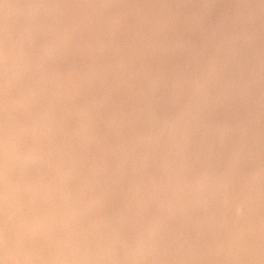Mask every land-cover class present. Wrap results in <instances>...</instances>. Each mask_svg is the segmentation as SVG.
Listing matches in <instances>:
<instances>
[{
	"label": "rangeland",
	"instance_id": "374dc122",
	"mask_svg": "<svg viewBox=\"0 0 264 264\" xmlns=\"http://www.w3.org/2000/svg\"><path fill=\"white\" fill-rule=\"evenodd\" d=\"M262 21L264 0H0V264H264Z\"/></svg>",
	"mask_w": 264,
	"mask_h": 264
},
{
	"label": "bare ground",
	"instance_id": "6f19581e",
	"mask_svg": "<svg viewBox=\"0 0 264 264\" xmlns=\"http://www.w3.org/2000/svg\"><path fill=\"white\" fill-rule=\"evenodd\" d=\"M258 2H259V1H258ZM262 2H263V1H262ZM254 4H255V3H254ZM258 4H259V3H258ZM14 6H15V5H14ZM248 6H249V5H248ZM11 7H12V6H11ZM22 7H24V6L22 5ZM14 8H15V7H14ZM246 8H247V7H246ZM259 8H260V7H259ZM247 9H248V8H247ZM251 9H252V8H251ZM254 9H255V8H254ZM256 9H257V8H256ZM13 10H14V9H13ZM29 10H30V9H29ZM50 11H51V10H50ZM244 11H245V10H244ZM244 11H243V12H244ZM17 12H20V11H17ZM28 12H29V11H28ZM246 12H247V10H246ZM248 12H249V11H248ZM250 12H252V11L250 10ZM253 12H254V11H253ZM20 14H21V13H20ZM26 14H27V13H26ZM32 14H33V13H32ZM32 14H31V15H32ZM242 14H243V13H242ZM22 15H24V14H22ZM28 15H29V14H28ZM247 15H249V14H247ZM23 18H24V17H23ZM24 19H25V18H24ZM260 21H261V20H260ZM262 23H263V21H262ZM263 24H264V23H263ZM40 25H41V24H40ZM22 26H23V25H22ZM24 26H25V25H24ZM36 26H37V25H36ZM36 26H35V28H36ZM43 26H44V25H43ZM0 28H1V27H0ZM2 28H3V27H2ZM233 28L235 29L236 27H233ZM240 28H241V27H240ZM36 29H38V27H37ZM26 30H27V29H26ZM26 30H25V31H26ZM30 30H31V28H30ZM33 30H35V29H33ZM38 30H39V29H38ZM44 30H45V29H44ZM238 30H239V29H238ZM248 30H249V29H248ZM257 30H258V29H257ZM28 31H29V30H28ZM48 31H49V30H48ZM235 31H236V30H235ZM243 31H244V29H243ZM245 31H246V30H245ZM29 32H30V31H29ZM41 32H42V31H41ZM231 32H232V31H231ZM231 32H230V33H231ZM256 32H257V31H256ZM230 33H229V35H230ZM235 33H236V32H235ZM235 33H234V34H235ZM242 34H243V33H242ZM251 34H252V33H251ZM236 35H237V34H236ZM21 36H22V34H21ZM245 36H246V35H245ZM24 37H25V36H24ZM27 37H28V36H27ZM215 37H216V36H215ZM236 37H237V36H236ZM236 37H235V38H236ZM30 38H31V37H30ZM48 38H49V37H48ZM221 38H222V37H221ZM240 38H241V37H240ZM245 38H246V37H245ZM229 39H230V38H229ZM25 40H27L26 37H25ZM29 40H30V39H29ZM226 40H227V39H226ZM235 40H236V39H235ZM219 41H220V40H219ZM225 43H226V42H225ZM263 43H264V42H263ZM60 44H61V43H60ZM50 45H51V44H50ZM44 46H45V45H44ZM64 46H65V45H64ZM218 46H219V45H218ZM263 46H264V44H263ZM35 47H36V46H35ZM48 48H49V47H48ZM21 49H23V48H21ZM216 49H217V47H216ZM218 49H219V48H218ZM24 50H25V49H24ZM226 50H227V49H226ZM217 51H218V50H217ZM229 51H231V49H230ZM256 52H257V51H256ZM40 53H41V52H40ZM47 53H48V52H47ZM51 54H52V53H51ZM194 54H195V53H194ZM259 54H260V52H259ZM52 55H53V54H52ZM58 55H59V54H58ZM37 57H38V56H37ZM52 57H53V56H52ZM228 57H229V56H228ZM16 58H17V57H16ZM200 58H201V57H200ZM235 58H236V55H235ZM232 59H233V58H232ZM238 59H239V58H238ZM213 60H214V59H213ZM229 60H230V59H229ZM233 60H234V59H233ZM235 60H236V59H235ZM7 61H8V60H7ZM18 61H19V60H18ZM52 61H53V60H52ZM202 61H203V60H202ZM208 61H209V60H208ZM210 61H211V60H210ZM227 61H228V60H227ZM97 62H98V60H97ZM200 62H201V61H200ZM228 62H229V61H228ZM235 62H236V61H235ZM235 62H234V63H235ZM230 63H231V62H230ZM230 63H229V65H230ZM234 63H233V66H234ZM13 64H14V63H13ZM173 64H174V63H173ZM206 64H207V62H206ZM222 64H223V63H222ZM222 64H221V65H222ZM15 65H16V64H15ZM201 65H202V64H201ZM225 65H226V64H224V66H225ZM12 66H14V65H12ZM18 66H19V65H18ZM205 66H206V65H204V67H205ZM208 66H209V65H208ZM257 66H258V65H256V67H257ZM19 67H20V66H19ZM43 67H44V66H43ZM181 67H182V66H181ZM193 67H194V66H193ZM201 67H202V66H201ZM234 67H235V66H234ZM15 68H16V67H15ZM15 68H14V69H15ZM45 68H46V67H45ZM208 68H209V67H208ZM210 68H211V67H210ZM210 68H209V69H210ZM225 68H226V67H225ZM200 69H201V68H200ZM231 69H232V67H231ZM253 69H254V68H253ZM258 69H259V68H258ZM44 70H45V69H44ZM44 70H43V71H44ZM207 70H208V69H207ZM10 71H11V70H10ZM20 71H21V70H20ZM177 71H178V70H177ZM181 71H182V70H181ZM193 71H194V70H193ZM251 71H252V70H251ZM191 72H192V70H191ZM201 72H202V71H201ZM257 72H258V71H257ZM11 73H12V72H11ZM17 73H18V72H17ZM214 73H215V72H214ZM219 73H220V72H219ZM258 73H259V72H258ZM206 74H207V73H206ZM228 74H229V73H228ZM245 74H246V73H245ZM89 75H90V74H89ZM97 75H98V74H97ZM177 75H178V73H177ZM237 75H238V74H237ZM249 75H251V74H249ZM13 76H14V75H13ZM15 76H16V75H15ZM165 76H166V75H165ZM211 76H212V75H211ZM228 76H229V75H228ZM239 76H240V75H239ZM11 77H12V76H11ZM50 77H51V76H50ZM82 77H83V76H82ZM102 77H103V76H102ZM159 77H160V76H159ZM230 77H231V76H230ZM249 77H250V76H249ZM249 77H248V78H249ZM90 78H91V77H90ZM149 78H150V77H149ZM223 78H224V77H223ZM79 79H80V78H79ZM88 79H89V78H88ZM91 79H92V78H91ZM103 79H104V78H103ZM243 79H244V77H243ZM252 79H253V78H252ZM86 80H87V78H86ZM89 80H90V79H89ZM121 80H122V79H121ZM211 80H212V78H211ZM227 80H228V79H227ZM224 81H225V80H224ZM247 81H248V80H247ZM46 82H47V81H46ZM211 82H212V81H211ZM83 83H84V82H83ZM148 83H149V82H148ZM202 83H203V82H202ZM208 83H209V82H208ZM220 83H221V82H220ZM241 83H242V82H241ZM91 84H92V83H91ZM138 84H139V83H138ZM154 84H155V83H154ZM191 84H192V83H191ZM191 84H190V85H191ZM206 84H207V83H206ZM228 84H229V83H228ZM139 85H140V84H139ZM147 85H148V84H147ZM187 85H188V84H187ZM202 85H203V84H202ZM218 85H219V84H218ZM223 85H225V84H223ZM230 85H231V84H230ZM242 85H243V84H242ZM72 86H73V85H72ZM88 86H89V85H88ZM118 86H119V85H118ZM142 86H143V85H142ZM145 86H146V85H145ZM150 86H151V85H150ZM153 86H154V85H153ZM61 87H62V86H61ZM174 87H175V86H174ZM199 87H200V86H199ZM215 87H216V86H215ZM215 87H214V88H215ZM228 87H230V86H228ZM231 87H232V86H231ZM147 88H148V87H147ZM223 88H224V87H223ZM226 88H227V87H226ZM68 89H69V88H68ZM150 89H151V88H150ZM150 89H149V90H150ZM217 89H218V88H217ZM229 89H230V88H228V90H229ZM143 90H144V89H143ZM146 90H147V89H146ZM128 91H129V90H128ZM212 91H213V90H212ZM52 92H53V91H52ZM104 92H105V91H104ZM186 92H187V91H186ZM199 92H200V91H199ZM232 92H234V91H232ZM60 93H61V92H60ZM111 93H112V92H111ZM197 93H198V92H197ZM238 93H239V91H238ZM259 93H260V92H259ZM201 94H204V93H201ZM205 94H206V93H205ZM205 94H204V95H205ZM211 94H213V93H211ZM214 94H215V93H214ZM219 94H221V93H219ZM223 94H225V93H223ZM227 94H228V93H227ZM236 94H237V93H236ZM243 94H244V93H243ZM263 94H264V93H263ZM199 95H200V93H199ZM228 95H229V94H228ZM102 96H103V95H102ZM217 96H218V95H217ZM226 96H227V95H226ZM239 96H240V95H239ZM149 97H150V96H149ZM155 97H156V96H155ZM151 98H152V97H151ZM203 98H205V97H203ZM228 98H229V97H228ZM125 99H126V97H125ZM158 99H159V98H158ZM166 99H167V98H166ZM224 100H225V99H224ZM228 100H229V99H228ZM118 101H120V100H118ZM122 101H123V100H122ZM203 101H204V100H203ZM216 101H217V100H216ZM160 102H161V101H160ZM169 102H170V101H169ZM194 102H195V101H194ZM200 102H201V101H200ZM204 102H205V101H204ZM229 102H230V100H229ZM118 103H119V102H118ZM121 103H122V102H121ZM121 103H120V104H121ZM210 103H211V102H210ZM227 103H228V102H227ZM111 104H112V103H111ZM113 104H114V103H113ZM215 104H216V103H215ZM218 104H219V102H218ZM115 105H116V104H115ZM168 105H169V104H168ZM231 105H232V104H231ZM111 106H112V105H111ZM227 106H228V105H227ZM232 106H233V105H232ZM114 107H116V106H114ZM205 107H206V106H205ZM225 107H226V106H225ZM181 110H182V109H181ZM198 110H199V109H198ZM155 111H156V110H155ZM189 111H190V110H189ZM201 111H202V110H201ZM112 112H113V111H112ZM202 114H203V113H202ZM261 114H262V113H261ZM156 115H157V114H156ZM262 115H263V114H262ZM113 116H114V115H113ZM150 116H151V115H150ZM180 116H181V115H180ZM185 116H187V115H185ZM255 116H257V115H255ZM182 117H183V116H182ZM263 117H264V116H263ZM263 117H262V118H263ZM167 118H169V117H167ZM180 118H181V117H180ZM194 118H195V117H194ZM257 118H258V116H257ZM154 119H155V118H154ZM158 119H159V118H158ZM190 120H191V119H190ZM158 121H160V120H158ZM158 121H157V122H158ZM263 121H264V120H263ZM119 122H120V120H119ZM119 122H118V123H119ZM201 122H202V121H201ZM191 123H192V122H191ZM222 123H223V122H222ZM229 123H230V122H229ZM204 124H205V123H204ZM224 124H225V123H224ZM182 125H184V124H182ZM185 125H186V124H185ZM190 125H191V124H190ZM198 126H199V125H198ZM226 126H227V124H226ZM186 127H188V126H186ZM221 127H222V126H221ZM229 127H230V126H229ZM235 127H236V126H235ZM154 128H155V127H154ZM159 128H160V127H159ZM196 128H197V127H196ZM206 128H207V127H206ZM208 128H209V127H208ZM208 128H207V129H208ZM216 128H217V127H216ZM233 128H234V127H233ZM238 128H239V127H238ZM161 129H162V128H161ZM171 129H172V128H171ZM199 129H201V128L199 127ZM222 129H224V128H222ZM231 129H232V128H231ZM82 130H83V129H82ZM159 130H160V129H159ZM159 130H158V131H159ZM169 130H170V129H169ZM184 130H185V129H184ZM210 130H211V129H210ZM145 131H146V130H145ZM162 131H163V129H162ZM197 131H198V130H197ZM204 131H205V129H204ZM204 131H203V132H204ZM148 132H149V130H148ZM208 132H209V131H208ZM146 133H147V132H146ZM153 134H154V133H153ZM210 134H211V133H210ZM218 134H219V133H218ZM136 135H137V134H136ZM139 135H140V134H139ZM204 135H205V134H204ZM153 136H154V135H153ZM180 136H181V135H180ZM132 137H133V136H132ZM136 137H137V136H136ZM139 138H140V137H139ZM148 138H149V137H148ZM93 139H94V138H93ZM133 139H135V137H134ZM144 139H145V138H144ZM144 139H143V140H144ZM177 139H178V137H177ZM250 139H251V138H250ZM253 139H254V138H253ZM95 140H96V139H95ZM205 140H206V139H205ZM216 140H217V139H216ZM179 141H180V140H179ZM189 141H190V140H189ZM218 141H219V140H218ZM146 142H147V141H146ZM173 142H174V140H173ZM177 142H178V141H177ZM244 142H245V141H244ZM129 143H130V142H129ZM202 143H203V142H202ZM206 143H207V142H206ZM206 143H205V144H206ZM215 143H216V142H215ZM250 143H251V142H250ZM173 144H174V143H173ZM179 144H180V143H179ZM207 144H208V143H207ZM256 144H257V143H256ZM258 144H259V143H258ZM189 145H190V144H189ZM239 145H240V144H239ZM239 145H237V146H239ZM130 146H131V145H130ZM201 147H202V145H201ZM204 147H205V146H204ZM208 147H210V146H208ZM1 148H2V147H1ZM19 148H20V147H19ZM178 148H179V146H178ZM181 148H183V147H181ZM173 149H174V148H173ZM223 149H224V148H223ZM233 149H234V148H232V150H233ZM235 149H236V148H235ZM235 149H234V150H235ZM7 150H8V148H7ZM25 150H26V149H25ZM181 150H182V149H181ZM195 150H198V149H195ZM225 150H226V149H225ZM237 150H239V149H237ZM28 151H29V150H28ZM178 151L180 152V150H178ZM198 151H199V150H198ZM198 151H197V152H198ZM208 151H209V150H208ZM24 152H25V151H24ZM30 152H31V151H30ZM226 152H228V151H226ZM243 152H244V150H243ZM256 152H257V151H256ZM25 153H26V152H25ZM205 153H206V152H205ZM223 153H224V152H223ZM231 153H232V152H231ZM238 153H239V152H238ZM244 153H245V152H244ZM8 154H9V153H8ZM13 154H14V152H13ZM15 154H16V151H15ZM15 154H14V155H15ZM36 154H37V153H36ZM209 154H210V153H209ZM224 154H225V153H224ZM256 154H257V153H256ZM14 155H13V156H14ZM22 155H24V154H22ZM27 155H29V154H27ZM33 155H34V154H33ZM193 155H195V154H193ZM247 155H248V154H247ZM249 155H250V153H249ZM251 155H252V154H251ZM37 156H38V155H37ZM142 156H144V155H142ZM172 156H173V155H172ZM180 156H181V155H180ZM253 156H254V155H253ZM24 157H25V155H24ZM34 157H35V156H34ZM178 157H179V156H178ZM247 157H248V156H247ZM25 158H26V157H25ZM29 158H30V157H29ZM29 158L27 157V159H29ZM183 158H184V157H183ZM232 158H233V157H232ZM240 158H241V157H240ZM11 159H13V158H11ZM14 159H15V158H14ZM14 159H13V160H14ZM16 159H17V158H16ZM139 159H140V158H139ZM144 159H145V158H144ZM173 159H174V158H173ZM29 160H31V159H29ZM71 160H72V159H71ZM120 160H121V159H120ZM174 160H176V159H174ZM238 160H239V159H238ZM15 161H16V160H15ZM139 161H140V160H139ZM172 161H173V160H172ZM3 162H4V161H3ZM18 162H19V161H18ZM64 162H66V161H64ZM70 162H71V161H70ZM121 162H123V161L121 160ZM184 162H185V161H184ZM236 162H237V161H236ZM73 163H74V161H73ZM76 163H77V162H76ZM171 163L173 164V162H171ZM226 163H227V162H226ZM226 163H225V164H226ZM2 164H3V163H2ZM13 164H14V163H13ZM22 164H23V163H22ZM52 164H53V163H52ZM60 164H61V163H60ZM69 164H70V163H69ZM169 164H170V163H169ZM175 164H176V163H175ZM181 164H182V163H181ZM229 164H230V163H229ZM232 164H233V163H232ZM232 164H231V165H232ZM235 164H236V163H235ZM235 164H233V165H235ZM238 164H239V163H238ZM263 164H264V163H263ZM24 165H25V164H24ZM73 165H74V164H73ZM92 165H93V164H92ZM95 165H96V164H95ZM220 165H221V164H220ZM0 166H1V165H0ZM63 166H64V165H63ZM65 166H66V165H65ZM70 166H71V165H70ZM115 166H116V165H115ZM175 166H176V165H175ZM179 166H180V165H179ZM183 166H184V165H183ZM188 166H189V165H188ZM202 166H203V165H202ZM221 166H222V165H221ZM221 166H220V167H221ZM228 166H229V165H228ZM254 166H255V165H254ZM262 166H263V165H262ZM23 167H24V166H23ZM74 167H75V166H74ZM220 167H219V169H220ZM224 167H225V166H224ZM233 167H234V166H233ZM263 167H264V166H263ZM68 168H69V167H68ZM107 168H108V167H107ZM168 168H169V166H168ZM88 169H89V168H88ZM93 169H94V168H93ZM100 169H101V168H100ZM170 169H171V168H170ZM234 169H235V167H234ZM236 169H237V168H236ZM236 169H235V170H236ZM252 169H253V168H252ZM258 169H259V168H258ZM258 169H257V170H258ZM69 170H70V169H69ZM253 170H254V169H253ZM72 171H73V170H72ZM199 171H200V169H199ZM201 171H202V170H201ZM205 171H207V170H205ZM216 171H217V170H216ZM243 171H244V170H243ZM254 171H256V170H254ZM262 171H263V170H262ZM16 172H17V171H16ZM84 172H85V170H84ZM117 172H118V171H117ZM117 172H116V173H117ZM203 172H204V171H203ZM211 172H212V171H211ZM219 172H221V171L219 170ZM219 172H217V173L219 174ZM222 172H223V171H222ZM225 172H226V171H225ZM232 172H233V171H232ZM246 172H247V171H246ZM214 173H215V172H214ZM223 173H224V172H223ZM226 173H227V172H226ZM226 173H225V174H226ZM233 173H234V172H233ZM248 173H249V172H248ZM251 173H252V172H251ZM257 173H258V174L260 173L259 170L257 171ZM257 173H255V174H253V175H256ZM114 174H115V172H114ZM118 174H119V173H118ZM118 174H117V175H118ZM122 174H123V173H122ZM203 174H204V173H203ZM238 174H239V173H238ZM261 174H262V173H261ZM263 174H264V173H263ZM14 175H15V174H14ZM85 175H86V174H85ZM199 175H201V174H199ZM212 175H213V174H212ZM216 175H217V174H216ZM220 175H221V173H220ZM232 175H233V174H232ZM15 176H16V175H15ZM115 176H116V175H115ZM197 176H198V175H197ZM201 176H202V175H201ZM207 176L210 177V175H208V174H207ZM213 176H215V175H213ZM222 176H224V175H222ZM236 176H237V174H236ZM236 176H235V177H236ZM238 176H240V175H238ZM242 176H243V175H242ZM251 176H252V175H251ZM258 176H259V175H256V177H258ZM54 177H55V176H54ZM189 177H190V176H189ZM189 177H188V178H189ZM199 177H200V176H199ZM226 177H227V174H226ZM253 177H254V176H253ZM253 177H252V179H255V178H253ZM61 178H62V177H61ZM193 178H195V177H193ZM200 178H201V177H200ZM204 178H205V177H204ZM230 178H231V177H230ZM239 178H240V177H239ZM242 178H243V177H242ZM259 178H260V177H259ZM66 179H67V178H66ZM66 179H65V180H66ZM118 179H119V178H118ZM195 179H196V178H195ZM197 179H198V177H197ZM218 179L220 180V177H219ZM218 179H217V180H218ZM222 179H223V178H222ZM222 179H221V180H222ZM225 179H226V178H225ZM225 179H224V180H225ZM233 179H234V176H233ZM236 179H237V178H236ZM236 179H235V180H236ZM240 179H241V178H240ZM245 179H246V178H245ZM190 180H192V179H189V181H190ZM193 180H194V179H193ZM200 180H201V179H200ZM200 180H199V181H200ZM212 180H213V179H212ZM212 180H211V181H212ZM215 180H216V179H215ZM227 180H229V178H227ZM237 180H238V179H237ZM247 180H248V177H247ZM249 180H250V179H249ZM258 180H259V179H258ZM199 181H198V182L196 181V182L199 183ZM201 181H202V180H201ZM201 181H200V182H201ZM211 181L209 180V182H211ZM230 181H231V180H230ZM233 181H234V180H233ZM131 182H132V181H131ZM182 182H183V181H182ZM186 182H188V181H186ZM203 182H204V179H203ZM203 182H202V184H203ZM214 182H215V181H214ZM220 182H221V181H220ZM223 182H224V181H223ZM250 182H251V181H250ZM258 182H260V181H258ZM7 183H8V182H7ZM180 183H181V182H180ZM189 183H190V182H189ZM197 183H196V184H197ZM226 183H227V184H228V183L230 184L231 182H226ZM253 183H254V182H253ZM2 184H3V182H2ZM8 184H9V183H8ZM81 184H82V183H81ZM143 184H144V183H143ZM199 184H200V183H199ZM199 184H197V185L199 186ZM212 184H213V183H212ZM214 184H215V183H214ZM221 184H222V183H221ZM227 184H226L225 186H227ZM229 184H228V185H229ZM233 184H234V183H233ZM241 184H242V183H241ZM248 184H249V183H248ZM11 185H12V184H11ZM14 185H15V184H14ZM118 185H119V184H118ZM176 185H177V184H176ZM182 185H183V184H182ZM210 185H211V184H210ZM217 185H218V184H217ZM222 185H223V184H222ZM222 185H221V186H222ZM261 185H262V184H261ZM4 186H5V184H4ZM72 186H73V185H72ZM84 186H85V185H84ZM141 186H142V185H141ZM151 186H152V185H151ZM179 186H181V185H179ZM186 186H188V185H186ZM229 186L231 187V184H230ZM239 186H240V185H239ZM253 186H254V185H253ZM258 186H259V185H258ZM143 187H144V186H143ZM176 187H177V186H176ZM203 187H204V186H203ZM217 187H218V186H217ZM232 187H233V186H232ZM232 187H231V188H232ZM236 187H237V185H236ZM236 187H235V188H236ZM244 187H245V186H244ZM248 187H249V186H248ZM250 187H251V186H250ZM250 187H249V188H250ZM262 187L264 188V186H262ZM13 188H14V187H13ZM25 188H26V187H25ZM181 188H182V187H181ZM184 188H185V187H184ZM187 188H188V187H187ZM193 188H194V187H193ZM200 188H201V186H200ZM211 188H212V187H211ZM218 188H219V187H218ZM218 188H217V189H218ZM220 188H221V187H220ZM231 188H230V189H231ZM239 188H241V187H239ZM245 188H247V187H245ZM251 188H252V187H251ZM255 188H256V187H255ZM260 188H261V187H260ZM260 188H259V190H260ZM82 189H83V188H82ZM143 189H144V188H143ZM202 189H203V188H202ZM214 189H215V188H214ZM221 189H222V188H221ZM221 189H220V190H221ZM223 189H224V187H223ZM11 190H12V189H11ZM30 190H31V189H30ZM76 190H77V189H76ZM117 190H119V189H117ZM146 190H148V189H146ZM175 190H176V189H175ZM226 190H227V189H226ZM240 190H241V189H240ZM240 190H239V191H240ZM253 190H255V189L253 188ZM259 190H257V192H258ZM21 191H22V189H21ZM48 191H49V190H48ZM149 191H150V190H149ZM195 191H196V190H195ZM198 191H199V189H198ZM211 191H212V190H211ZM214 191H215V190H213V192H214ZM217 191H219V190H217ZM222 191H223V190H222ZM222 191H221V192H222ZM228 191H229V190H228ZM231 191H232V190H231ZM233 191H234V190H233ZM243 191H244V190H243ZM248 191H249V190H248ZM261 191H262V190H261ZM201 192H202V190H201ZM203 192H205V190H204ZM237 192H238V191H237ZM241 192H242V191H241ZM246 192H247V191H246ZM13 193H14V192H13ZM24 193H25V191H24ZM27 193H28V192H27ZM57 193H58V192H57ZM129 193H130V192H129ZM206 193H207V192H206ZM217 193H218V192H217ZM217 193H216V194H217ZM222 193H223V192H222ZM224 193H225V191H224ZM231 193H232V192H231ZM243 193H244V192H243ZM258 193H259V192H258ZM4 194H6V193H4ZM8 194H9V193H8ZM10 194H11V193H10ZM17 194H18V193H17ZM17 194H16V195H17ZM64 194H65V193H64ZM67 194H68V193H67ZM188 194H189V193H188ZM195 194H196V192H195ZM209 194H210V192H209ZM228 194H229V193H228ZM237 194H238V193H237ZM255 194H256V193H255ZM255 194H254V195H255ZM261 194H262V193H261ZM1 195H2V193L0 194V196H1ZM49 195H51V194H49ZM75 195H76V194H75ZM81 195H82V194H81ZM199 195H200V194H199ZM199 195H198V196H199ZM210 195H211V194H210ZM221 195H222V194H221ZM223 195H224V194H223ZM225 195H226V193H225ZM232 195H234V194H232ZM241 195H242V194H241ZM241 195H240V196H241ZM243 195H244V194H243ZM246 195H247V194H246ZM256 195H257V194H256ZM52 196L54 197V195H52ZM79 196H80V195H79ZM79 196H78V197H79ZM204 196H205V195H204ZM214 196H215V195H214ZM214 196H213V197H214ZM216 196H217V195H216ZM218 196H219V195H218ZM235 196H236V195H235ZM235 196H234V197H235ZM250 196H251V195H250ZM257 196H259V195H257ZM262 196H263V194H262ZM262 196H261V197H262ZM2 197L5 198V196H2ZM128 197H129V196H128ZM130 197H131V196H130ZM195 197L197 198V196H195ZM201 197H203V195H202ZM207 197L209 198V196H207ZM210 197H211V196H210ZM220 197H221V196H220ZM223 197H224V196H223ZM230 197H231V195H230ZM252 197H253V195H252ZM12 198H13V197H12ZM25 198H27V197H25ZM50 198H51V197H50ZM131 198H132V197H131ZM180 198H181V197H180ZM228 198H229V197H228ZM237 198H238V195H237ZM249 198H250V197H249ZM259 198H260V196H259ZM7 199H8V196H7ZM40 199H41V198H40ZM46 199H47V198H46ZM63 199H64V198H63ZM77 199H78V198H77ZM77 199H75V200H77ZM85 199H86V198H85ZM225 199H227V198H225ZM240 199H241V198H240ZM250 199H252V198H250ZM255 199H257V198L255 197ZM260 199H261V201H262L263 198H260ZM12 200H13V199H12ZM53 200H56V199L54 198ZM69 200H70V199H69ZM82 200H84V199L82 198ZM95 200H96V199H95ZM162 200H163V199H162ZM168 200H169V199H168ZM199 200L202 201L200 198H199ZM207 200H208V199H207ZM211 200H212V199H211ZM211 200H210V202H211ZM230 200H231V199H230ZM230 200H229V201H230ZM234 200L236 201V199H234ZM234 200H233V201H234ZM238 200H239V199H238ZM241 200H242V199H241ZM263 200H264V199H263ZM4 201H5V200H4ZM8 201H9V200H8ZM8 201H7V202H8ZM13 201H14V200H13ZM13 201H12V202H13ZM48 201H49V200H48ZM77 201H78V200H77ZM189 201H190V200H189ZM195 201H196V200H195ZM197 201H198V200H197ZM200 201H199V202H200ZM227 201H228V200H227ZM229 201H228V202H229ZM233 201H232V202H233ZM245 201H246V200H245ZM12 202H11V205H13ZM16 202H17V201H16ZM83 202H84V201H83ZM92 202H93V200H92ZM192 202H193V201H192ZM205 202H208V201L205 200ZM237 202H238V201H237ZM255 202H257V201H255ZM1 203H2V202H1ZM13 203L15 204V202H13ZM63 203H64V202H63ZM71 203H72V201H71ZM71 203H69L70 206H71ZM73 203H74V202H73ZM80 203H82V202H80ZM166 203H167V202H166ZM203 203H204V201H203ZM203 203H202V204H203ZM212 203H213V202H212ZM245 203H246V202H245ZM8 204H9V203H8ZM67 204H68V203H67ZM77 204H78V203H77ZM82 204H83V203H82ZM160 204H161V203H160ZM160 204H159V205H160ZM162 204H163V202H162ZM205 204H206V203H205ZM208 204H209V203H208ZM214 204H215V203H214ZM230 204H231V203H230ZM246 204H247V203H246ZM9 205H10V204H9ZM18 205L20 206V204H18ZM22 205H23V204H22ZM47 205H48V204H47ZM89 205H90V204H89ZM91 205H92V204H91ZM136 205H137V204H136ZM139 205H140V204H139ZM143 205H144V204H143ZM164 205H165V204H164ZM243 205H244V203H243ZM15 206H17V203H16ZM23 206H24V205H23ZM61 206H62V205H61ZM65 206H66V205H65ZM77 206H78V205H77ZM82 206H83V205H82ZM131 206H132V204H131ZM140 206H141V205H140ZM168 206H169V204H168ZM196 206H198V205H196ZM207 206H210V204L207 205ZM211 206H212V205H211ZM4 207H5V205H4ZM12 207H13V206H12ZM55 207H56V206H55ZM59 207H60V205H59ZM59 207H58V208H59ZM63 207H64V206H63ZM66 207H67V206H66ZM79 207H80V206H79ZM143 207H144V206H143ZM164 207H165V206H164ZM166 207H167V206H166ZM169 207H170V206H169ZM173 207H175V206H173ZM205 207H206V206H205ZM8 208H9V207H8ZM14 208H15V207H14ZM69 208H70V207H69ZM159 208H160V207H159ZM226 208H227V207H226ZM19 209H20V208H19ZM19 209H18V210H19ZM23 209H25V208H23ZM26 209H27V208H26ZM49 209H50V208H49ZM136 209H137V208H136ZM181 209H182V208H181ZM214 209H215V208H214ZM59 210H60V209H59ZM71 210H72V208H71ZM75 210H76V209H75ZM75 210H74V211H75ZM84 210H85V209H84ZM172 210H173V209H172ZM215 210H216V209H215ZM215 210H214V211H215ZM226 210H227V209H226ZM6 211H7V210H6ZM8 211H9V210H8ZM13 211H14V210H13ZM28 211H29V210H28ZM43 211H44V210H43ZM52 211H53V210H52ZM57 211H58V210H57ZM61 211H62V210H61ZM88 211H89V210H88ZM163 211H164V210H163ZM167 211H168V210H167ZM170 211H171V210H170ZM176 211H177V210H176ZM176 211H175V212H176ZM15 212H16V211H15ZM20 212H21V211H20ZM79 212H81V211H79ZM220 212H221V211H220ZM225 212H226V211H225ZM231 212H232V211H231ZM235 212H236V211H235ZM12 213H13V212H12ZM76 213H77V212H76ZM81 213H82V212H81ZM168 213H169V212H168ZM173 213H174V212H173ZM192 213H193V212H192ZM201 213H202V212H201ZM216 213H217V212H216ZM223 213H224V212H223ZM238 213H239V212H238ZM13 214H14V213H13ZM17 214H18V213H17ZM65 214H66V213H65ZM78 214H79V213H78ZM78 214H77V215H78ZM130 214H131V213H130ZM208 214H209V213H207L206 215H208ZM214 214H215V213H214ZM234 214H235V213H234ZM242 214H243V213H242ZM28 215H31V213L28 214ZM36 215H37V214H36ZM80 215H81V214H80ZM148 215H149V214H148ZM169 215H170V214H169ZM187 215H188V214H187ZM189 215H190V214H189ZM219 215H220V214H219ZM228 215H229V214H228ZM230 215H231V214H230ZM236 215H237V214H236ZM32 216H33V215H32ZM74 216H76V215H74ZM82 216H83V215H82ZM135 216H136V213H135ZM137 216H138V215H137ZM182 216H184V215H182ZM191 216H192V215H191ZM233 216H234V215H233ZM38 217H39V216H38ZM41 217H42V216H41ZM66 217H67V216H66ZM130 217H131V216H130ZM193 217H194V216H193ZM224 217H226V216H224ZM244 217H245V215H244ZM39 218H40V217H39ZM58 218H60V217H58ZM67 218H68V217H67ZM79 218H80V216H79ZM84 218H85V217H84ZM86 218H87V217H86ZM132 218H133V217H132ZM137 218H138V217H137ZM137 218H136V220H137ZM150 218H151V217H150ZM172 218H173V216H172ZM174 218H175V217H174ZM174 218H173V219H174ZM177 218H178V217H177ZM187 218H188V217H187ZM189 218H190V216H189ZM215 218H216V217H215ZM217 218H218V217H217ZM219 218H220V217H219ZM229 218H230V217H229ZM240 218H241V217H240ZM242 218H243V217H242ZM251 218H253V217H251ZM28 219H29V218H28ZM35 219H36V218H35ZM129 219H130V218H129ZM134 219H135V218H134ZM152 219H153V218H152ZM179 219H180V218H179ZM181 219H183V218H181ZM223 219H224V218H223ZM232 219H234V217H233ZM235 219H236V218H235ZM245 219H246V218H245ZM247 219H248V218H247ZM30 220H31V219H30ZM51 220H52V219H51ZM61 220H62V218H61ZM118 220H119V219H118ZM121 220H122V219H121ZM154 220H155V219H154ZM170 220H171V219H170ZM205 220H206V219H205ZM211 220H213V218H212ZM221 220H222V219H221ZM227 220H228V219H227ZM251 220H252V219H251ZM43 221H44V220H43ZM49 221H50V220H49ZM130 221H131V220H130ZM138 221H139V219H138ZM138 221H137V223H138ZM188 221H189V220H188ZM198 221H199V220H198ZM207 221H208V220H207ZM217 221H218V219H217ZM25 222H26V221H25ZM46 222H48V221H46ZM56 222H57V221H56ZM58 222H59V221H58ZM65 222H66V221H65ZM155 222H156V221H155ZM184 222H185V221H184ZM199 222H200V221H199ZM205 222H206V221H205ZM211 222H212V221H211ZM213 222H215V220H214ZM253 222H254V221H253ZM27 223H28V222H27ZM63 223H64V222H63ZM137 223H136V224H137ZM150 223H151V222H150ZM194 223H195V222H194ZM206 223H207V222H206ZM224 223H225V222H224ZM227 223H228V222H227ZM24 224H25V223H24ZM51 224H53V222H52ZM54 224H55V223H54ZM82 224H83V223H82ZM82 224H81V225H82ZM90 224H91V223H90ZM101 224H102V223H101ZM106 224H107V223H106ZM113 224H114V223H113ZM134 224H135V223H134ZM156 224H158V223H156ZM186 224H187V223H186ZM214 224H215V223H214ZM245 224H246V223H245ZM245 224L243 223V225H245ZM42 225H43V224H42ZM49 225H50V224H49ZM58 225H59V224H58ZM65 225H66V224H65ZM81 225H80V226H81ZM86 225H87V224H86ZM102 225H103V224H102ZM108 225H109V224H108ZM139 225H140V224H139ZM152 225H154V224H152ZM221 225H222V224H220V226H221ZM228 225H230V224H228ZM228 225H226V226H228ZM233 225H234V224H233ZM246 225H247V224H246ZM19 226H20V225H19ZM73 226H74V225H73ZM88 226H89V224H88ZM103 226H104V225H103ZM118 226H119V225H118ZM120 226H121V224H120ZM128 226H129V225H128ZM148 226H149V225H147V227H148ZM193 226H194V224H193ZM203 226H204V225H203ZM217 226H218V225H217ZM220 226H219V227H220ZM34 227H35V226H34ZM62 227H63V226H62ZM68 227H69V226H67V228H68ZM94 227H95V225H94ZM106 227H107V226H106ZM121 227H122V226H121ZM129 227H130V226H129ZM133 227H134V225H133ZM140 227H141V225H140ZM144 227H145V226H144ZM159 227H160V226H158V228H159ZM194 227H195V226H194ZM200 227H201V226H200ZM209 227H211V226H209ZM222 227H223V226H222ZM222 227H221V228H222ZM224 227H225V226H224ZM229 227H230V226H229ZM232 227H233V226H232ZM235 227H236V226H235ZM242 227H244V226H242ZM259 227H260V226H259ZM24 228H25V227H24ZM35 228H36V227H35ZM126 228H127V227H126ZM135 228H136V226H135ZM155 228H156V227H155ZM182 228H183V227H182ZM196 228H197V227H196ZM203 228H204V227H203ZM215 228H216V227H215ZM31 229H33V228H31ZM76 229H77V228H76ZM79 229H80V228H79ZM89 229H90V228H89ZM131 229H132V228H131ZM136 229H137V228H136ZM234 229H235V228H234ZM238 229H239V228H238ZM248 229H249V228H248ZM250 229H251V227H250ZM250 229H249V230H250ZM19 230H20V229H19ZM92 230H93V229H92ZM112 230H113V229H112ZM132 230H133V229H132ZM134 230H135V229H134ZM134 230H133V231H134ZM139 230H140V229H139ZM179 230H180V229H179ZM179 230H178V231H179ZM181 230H182V229H181ZM189 230H190V229H189ZM204 230H205V229H204ZM22 231H23V230H22ZM28 231H29V230H28ZM30 231H31V230H30ZM90 231H91V230H90ZM105 231H106V230H105ZM107 231H109V230H107ZM130 231H131V230H130ZM140 231H141V230H140ZM155 231H156V230H155ZM163 231H164V230H163ZM187 231H188V230H187ZM187 231L184 232V233H187ZM212 231H213V230H212ZM220 231H222V230H220ZM224 231H225V230H224ZM256 231H257V230H256ZM263 231H264V230H263ZM24 232H26V231H24ZM77 232H78V231H77ZM91 232H92V231H91ZM103 232H104V231H103ZM135 232H137V231L135 230ZM143 232H144V231H143ZM156 232H157V231H156ZM165 232H166V231H165ZM207 232H208V230H207ZM207 232H206V233H207ZM234 232L236 233V231H234ZM238 232H239V230H238ZM21 233H22V232H21ZM21 233H20V234H21ZM137 233H138V232H137ZM137 233H136V235H138ZM140 233H141V232H140ZM168 233H169V232H168ZM178 233H179V232H178ZM178 233H176V234H178ZM195 233H196V232H195ZM210 233L213 234L214 232H210ZM222 233H223V231H222ZM78 234H79V233H78ZM98 234H99V233H98ZM106 234H108V233H106ZM120 234H121V233H120ZM132 234H133V233H132ZM144 234H145V233H144ZM173 234H174V233H173ZM180 234H181V232H180ZM224 234H225V233H224ZM242 234H244V232H242ZM258 234H259V233H258ZM24 235H25V234H24ZM33 235H34V233H33ZM86 235H88V234H86ZM102 235H103V237H104V234H102ZM117 235H119V233H118ZM155 235H156V234H155ZM206 235H208V234H206ZM218 235H219V233H218ZM225 235H226V234H225ZM229 235H230V234H229ZM235 235H236V234H235ZM254 235H255V234H254ZM259 235H260V234H259ZM19 236H20V235H19ZM31 236H32V235H31ZM78 236L80 237V235H78ZM82 236H83V235H82ZM88 236H89V235H88ZM93 236H94V234H93ZM113 236H114V235H113ZM119 236H120V235H119ZM140 236H141V235H140ZM181 236H182V235H181ZM222 236L224 237V235H222ZM23 237H24V236H23ZM56 237H57V236H56ZM100 237H101V235H100ZM107 237H108V236H107ZM125 237H126V236H125ZM132 237H134V236L132 235ZM155 237H156V236H155ZM183 237H184V236H183ZM195 237H196V235H195ZM197 237H199V236H197ZM213 237H214V234H213ZM216 237H217V234H216ZM226 237H227V236H226ZM241 237H242V236H241ZM241 237H240V238H241ZM248 237H249V235H248ZM252 237H253V236H252ZM256 237H257V235H256ZM57 238H58V237H57ZM74 238H75V237H74ZM88 238H89V237H88ZM108 238H110V236H109ZM108 238H107V239H108ZM117 238H118V237H117ZM162 238H163V237H162ZM174 238H176V237H174ZM186 238H187V236H186ZM188 238H190V237H188ZM202 238H203V237H202ZM230 238H233V237L230 236ZM237 238H238V237H237ZM237 238H236V239H237ZM250 238H251V237H250ZM253 238H254V237H253ZM94 239H95V238H94ZM97 239H98V238H96L95 240H97ZM131 239H132V238H131ZM134 239H135V237H134ZM140 239H141V237H140ZM143 239H144V238H143ZM143 239H142V241H143ZM167 239H168V238H167ZM184 239H185V238H184ZM206 239H207V238H206ZM209 239H210V238H209ZM214 239H215V238H214ZM221 239H222V237H221ZM221 239H220V240H221ZM227 239H228V238H227ZM227 239H226V240H227ZM51 240H52V239H51ZM101 240H102V238H101ZM101 240H100V241H101ZM112 240H113V239H112ZM117 240H118V239H117ZM117 240H116V241H117ZM121 240H122V239H121ZM123 240H124V239H123ZM129 240H130V239H129ZM148 240H149V239H148ZM178 240L180 241L181 239H178ZM195 240H196V239H195ZM244 240H247V239H244ZM250 240H251V239H250ZM250 240H249V241H250ZM261 240H262V239H261ZM261 240H260V241H261ZM109 241H110V240H109ZM113 241H114V240H113ZM144 241H145V240H144ZM146 241H147V240H146ZM159 241H160V239H159ZM172 241H173V240H172ZM187 241H188V240H187ZM187 241H185V242H187ZM197 241H198V240H197ZM216 241H217V240H216ZM228 241H229V240H228ZM231 241H232V240H231ZM235 241H236V240H235ZM263 241H264V240H263ZM53 242H55V241L53 240ZM60 242H61V241H60ZM77 242H78V241H77ZM79 242H80V241H79ZM110 242H111V241H110ZM120 242H121V241H120ZM148 242H149V241H148ZM198 242H199V241H198ZM207 242H208V241H207ZM236 242H237V241H236ZM238 242L240 243L239 240H238ZM252 242H253V241H252ZM67 243H68V242H67ZM82 243H83V242H82ZM101 243H102V242H101ZM117 243H118V242H117ZM121 243H123V242H121ZM146 243H147V242H146ZM161 243H162V242H161ZM173 243H174V242H173ZM181 243H182V242H181ZM226 243H227V242H226ZM230 243H231V242H229V244H230ZM245 243L247 244V242H245ZM245 243H244V244H245ZM249 243H250V242H249ZM35 244H36V243H35ZM44 244H45V243H44ZM55 244L57 245L56 242H55ZM68 244H69V243H68ZM83 244H84V243H83ZM140 244H141V243H140ZM167 244H168V243H167ZM170 244H171V243H170ZM185 244H186V243H185ZM200 244H201V243H200ZM203 244H204V243H203ZM205 244H206V243H205ZM220 244H222V243H220ZM220 244H219V245H220ZM233 244H234V243H233ZM235 244L237 245V243H235ZM244 244H243V245H244ZM256 244H257V243H256ZM15 245H16V244H15ZM58 245H59V244H58ZM78 245H79V244H77V247H78ZM131 245H132V244H131ZM142 245H143V244H142ZM151 245H152V244H151ZM180 245H181V244H180ZM186 245H187V244H186ZM241 245H242V243H241ZM247 245H248V244H247ZM249 245H250V244H249ZM249 245H248L247 247H249ZM71 246H72V245H71ZM145 246H147V245L145 244ZM207 246H211V245H206V247H207ZM237 246H240V245L238 244ZM257 246H258V245H257ZM68 247H69V246H68ZM110 247H111V246H110ZM134 247H135V246H134ZM137 247H139V246L137 245ZM188 247H189V246H188ZM194 247H195V246H194ZM235 247H236V246H235ZM56 248H57V246H56ZM102 248H103V247H102ZM108 248H109V247H108ZM108 248H107V249H108ZM140 248H142V247H140ZM161 248H162V247H161ZM164 248H165V247H164ZM179 248H180V246H179ZM199 248H201V247H199ZM211 248H213V247H211ZM211 248H210V249H211ZM221 248H222V247H221ZM227 248L229 249V248H230V245H229ZM236 248H238V247H236ZM241 248H243V247L241 246ZM245 248H246V247H245ZM249 248H251V247H249ZM135 249H136V247H135ZM184 249H185V248H184ZM184 249H183V250H184ZM191 249H192V248H191ZM208 249H209V248H208ZM208 249H207V251H208ZM213 249H214V248H213ZM228 249H227V250H228ZM234 249H235V248H234ZM246 249H247V248H246ZM70 250H71V249H70ZM73 250H74V249H73ZM91 250H92V249H91ZM91 250H90V251H91ZM110 250H111V249H110ZM110 250H109V251H110ZM112 250H114V249H112ZM133 250H134V249H133ZM154 250H155V249H154ZM180 250H181V249H180ZM193 250H194V249H193ZM205 250H206V248H205ZM230 250H231V249H230ZM238 250H241V249L238 248ZM243 250H244V248H243ZM243 250H241V251H243ZM248 250H249V249H248ZM75 251H76V250H75ZM175 251H176V250H175ZM186 251H187V250H186ZM200 251H201V250H200ZM218 251H219V250H218ZM28 252H29V251H28ZM156 252H157V250H156ZM165 252H166V251H165ZM177 252H178V251H177ZM181 252H182V250H181ZM193 252H194V251H193ZM204 252H205V251H204ZM209 252H210V251H209ZM234 252H236V251H233V253H234ZM127 253L129 254V252H127ZM151 253H152V252H151ZM225 253H226V252H225ZM227 253H228V252H227ZM227 253H226V256H227ZM69 254H70V253H69ZM72 254H73V253H72ZM131 254H132V253H131ZM161 254H162V253H161ZM166 254H167V253H166ZM193 254H194V253H193ZM220 254H221V253H220ZM228 254H229V253H228ZM91 255H92V254H91ZM187 255H188V254H187ZM191 255H192V253H191ZM199 255H201V254H199ZM215 255H216V254H215ZM233 255H235V253H234ZM262 255H263V254H262ZM75 256H76V255H75ZM87 256L90 257L89 255H87ZM134 256H135V255H134ZM184 256H185V255H184ZM184 256H183V257H184ZM201 256H202V255H201ZM203 256H204V255H203ZM207 256H208V255H207ZM209 256H210V255H209ZM229 256H231V255H229ZM236 256H237V255H236ZM236 256H235V257H236ZM73 257H74V256H73ZM97 257H98V256H97ZM139 257H140V256H139ZM166 257H167V256H166ZM191 257H192V256H191ZM210 257H211V256H210ZM222 257H223V256H222ZM238 257H240V256H238ZM238 257H236V258H238ZM71 258H72V256H71ZM90 258H91V257H90ZM153 258H154V257H153ZM192 258H194V257H192ZM195 258H196V257H195ZM199 258H200V257H199ZM202 258H203V257H202ZM205 258H206V257H205ZM229 258H230V257H229ZM229 258H227V259H229ZM85 259H86V257H85ZM91 259H92V258H91ZM157 259H158V258H157ZM157 259H154V260H157ZM160 259H162V257H161ZM166 259H167V258H166ZM220 259H221V258H220ZM233 259H234V258H233ZM233 259H232V260H233ZM252 259H253V258H252ZM67 260H68V259H67ZM125 260H126V259H125ZM125 260H124V261H125ZM130 260H131V259H130ZM180 260H181V259H180ZM208 260H211V258H209ZM214 260H215V259H214ZM229 260H230V259H229ZM262 260H263V259H262ZM69 261H70V260H69ZM89 261H90V260H89ZM119 261H120V260H119ZM122 261H123V260H122ZM139 261H140V260H139ZM212 261H213V260H212ZM230 261H231V260H230ZM230 261H229V262H230ZM234 261H236V260H234ZM255 261H256V260H255ZM113 262H114V261H113ZM126 262H127V261H126ZM156 262H157V261H156ZM159 262H160V261H159ZM161 262H162V261H161ZM161 262H160V264H161ZM163 262H164V261H163ZM165 262H166V261H165ZM183 262H185V261H183ZM208 262H209V261H208ZM217 262H218V260H217ZM217 262H216V263H217ZM224 262H225V261H224ZM227 262H228V261H227ZM227 262H226V263H227ZM62 263H63V262H62ZM67 263H69V262L67 261ZM70 263H71V262H70ZM109 263H110V262H109ZM134 263H135V262H134ZM148 263H149V262H148ZM218 263H220V262H218ZM226 263H225V264H226ZM240 263H241V262H240ZM247 263H248V262H247ZM71 264H72V263H71ZM78 264H79V263H78ZM168 264H169V263H168ZM187 264H189V263H187ZM207 264H208V263H207ZM261 264H262V263H261Z\"/></svg>",
	"mask_w": 264,
	"mask_h": 264
}]
</instances>
